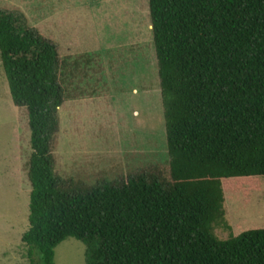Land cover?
Here are the masks:
<instances>
[{
	"label": "trees",
	"instance_id": "16d2710c",
	"mask_svg": "<svg viewBox=\"0 0 264 264\" xmlns=\"http://www.w3.org/2000/svg\"><path fill=\"white\" fill-rule=\"evenodd\" d=\"M148 12L173 184L137 177L77 192L61 187L52 155L57 49L0 10V61L30 131L29 264H55L68 239L86 264H264V229L213 233L223 184L264 177V0H148Z\"/></svg>",
	"mask_w": 264,
	"mask_h": 264
},
{
	"label": "rangeland",
	"instance_id": "374dc122",
	"mask_svg": "<svg viewBox=\"0 0 264 264\" xmlns=\"http://www.w3.org/2000/svg\"><path fill=\"white\" fill-rule=\"evenodd\" d=\"M58 53L63 103L52 155L61 187L86 192L131 178L173 184L148 0H0ZM28 115L16 107L0 61V264H29ZM227 181V180H226ZM220 240L264 229V177L227 181ZM228 226V228H227ZM83 243L68 239L55 264H86Z\"/></svg>",
	"mask_w": 264,
	"mask_h": 264
}]
</instances>
